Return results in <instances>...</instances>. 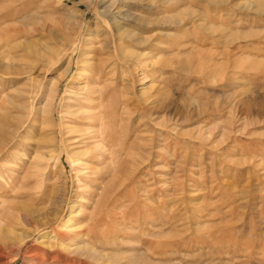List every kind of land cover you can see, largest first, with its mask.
<instances>
[{
    "label": "rangeland",
    "instance_id": "rangeland-1",
    "mask_svg": "<svg viewBox=\"0 0 264 264\" xmlns=\"http://www.w3.org/2000/svg\"><path fill=\"white\" fill-rule=\"evenodd\" d=\"M0 264H264V0H0Z\"/></svg>",
    "mask_w": 264,
    "mask_h": 264
},
{
    "label": "bare ground",
    "instance_id": "bare-ground-1",
    "mask_svg": "<svg viewBox=\"0 0 264 264\" xmlns=\"http://www.w3.org/2000/svg\"><path fill=\"white\" fill-rule=\"evenodd\" d=\"M95 76V75H94ZM96 77V76H95ZM93 81V80H92ZM98 82V81H97ZM113 89V88H112ZM98 91H99V89H98ZM95 94V93H94ZM100 94V93H99ZM98 97V96H97ZM91 99V98H90ZM90 101V100H89ZM92 101H94V100H92ZM83 103V102H82ZM91 104V103H90ZM97 110V109H96ZM91 111V110H90ZM89 118V117H88ZM96 136V135H95ZM94 136V137H95ZM72 229V228H71ZM61 235V234H60ZM49 245H50V243H49ZM51 247V246H50ZM48 247H47V244H46V249H47Z\"/></svg>",
    "mask_w": 264,
    "mask_h": 264
}]
</instances>
